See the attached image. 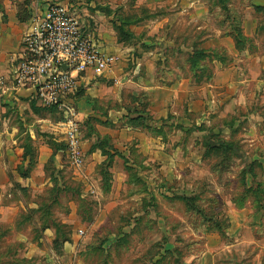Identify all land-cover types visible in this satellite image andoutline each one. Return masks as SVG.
I'll return each mask as SVG.
<instances>
[{"label": "rangeland", "instance_id": "rangeland-1", "mask_svg": "<svg viewBox=\"0 0 264 264\" xmlns=\"http://www.w3.org/2000/svg\"><path fill=\"white\" fill-rule=\"evenodd\" d=\"M46 2L76 8L126 72L117 79L184 80L204 103L157 119L114 78L79 79L83 165L60 154L48 122L32 134L16 124L7 142L23 150L3 186L0 122V264H264V0ZM96 123L117 134L97 139ZM219 141L231 151L215 152Z\"/></svg>", "mask_w": 264, "mask_h": 264}, {"label": "built area", "instance_id": "built-area-1", "mask_svg": "<svg viewBox=\"0 0 264 264\" xmlns=\"http://www.w3.org/2000/svg\"><path fill=\"white\" fill-rule=\"evenodd\" d=\"M116 63V56L102 50L74 6L48 3L32 10L20 40L17 65L11 71L12 87L29 92V102L53 109L62 118L53 132L64 144V158L74 169L83 165L80 128L70 100L77 82L86 75L101 76ZM65 67V69H64Z\"/></svg>", "mask_w": 264, "mask_h": 264}, {"label": "crops", "instance_id": "crops-1", "mask_svg": "<svg viewBox=\"0 0 264 264\" xmlns=\"http://www.w3.org/2000/svg\"><path fill=\"white\" fill-rule=\"evenodd\" d=\"M46 1L47 0H0V122L1 137L6 140L5 144L1 145V154H3L4 159V161L1 162V186L7 183V174L5 173V170L7 172L8 169L15 167L18 163L16 162V157L17 155L20 156V153L23 150L19 146H11V143L8 144L7 142L8 139L10 140L11 138L17 137L16 124L22 123V126L27 128L29 134H32L31 126L41 128L50 126V133H52V135L60 141L58 135L53 132V124L56 121L52 122L50 119H47L49 115H47L46 119L42 118L40 115H36L34 112L35 107H31L32 103L29 102V92L25 90H16L12 87L11 83V71L18 62L20 54V40L23 33L28 28L30 13L35 9L43 11L45 6L48 4ZM245 36L247 37L249 35L245 34ZM118 48L121 49L122 46H112L110 50ZM110 53L114 52L110 51ZM137 67L138 65L134 69L135 72H137ZM135 72H133V74ZM124 73L126 72L122 69L118 70L113 66V68L101 76L106 75L110 79L114 78L117 82L121 83V87H125L126 89L133 90L135 92H141L144 102L146 103L147 101L148 107L157 112V119H160L161 117L165 118L168 112L176 115V110L179 107L187 109L189 113H191V111L194 113L195 111L193 108H196L199 104L204 103L197 97L196 88L198 87H195L192 84L191 88L188 87L189 82L187 81L182 80L171 87H163L154 83L153 80L144 82L140 77H137L134 81L130 79L125 81L124 78H130L128 74H126L125 77L122 76V80L117 79L118 76ZM87 77H89V75L80 79L84 82ZM213 87H215L213 83L206 84L205 87H203L205 90V94L203 93V99L206 104L209 99L208 96H210L211 92H213ZM187 88H189V90ZM84 89L89 91L90 87L84 86ZM168 107H170V109H168ZM98 112V110L94 112L95 119L104 120L105 118L97 116L96 113ZM111 113V111H108V116L111 115ZM12 114H14V116H12ZM190 117H193L192 114ZM111 119L110 121H112ZM46 122H48L47 126H42L41 123ZM95 131L94 136L99 140L105 138V136H110L113 139V137L117 134V132H113L102 123H96ZM122 135L124 134H120L119 136L121 137ZM93 137L83 140L82 144L84 147L86 146V149L90 146V141ZM11 140L14 144L15 142L13 139ZM10 154H13L12 157L15 160L14 164H12ZM19 180L25 184L26 182H30L32 177H25L24 179L20 178Z\"/></svg>", "mask_w": 264, "mask_h": 264}, {"label": "trees", "instance_id": "trees-1", "mask_svg": "<svg viewBox=\"0 0 264 264\" xmlns=\"http://www.w3.org/2000/svg\"><path fill=\"white\" fill-rule=\"evenodd\" d=\"M33 106L35 108H38V107H36V105L34 103H32L31 107H33ZM38 109L42 110L44 113H47V115H50V116H52V114L56 113V111L53 109H41V108H38ZM58 120H59V118H58ZM231 148H232V144L230 142L219 141V146H218V148H214V151L219 152V151L223 150L224 153H227V152L231 151Z\"/></svg>", "mask_w": 264, "mask_h": 264}, {"label": "water", "instance_id": "water-1", "mask_svg": "<svg viewBox=\"0 0 264 264\" xmlns=\"http://www.w3.org/2000/svg\"><path fill=\"white\" fill-rule=\"evenodd\" d=\"M64 69H65V67H64ZM60 154H62V152H60Z\"/></svg>", "mask_w": 264, "mask_h": 264}]
</instances>
